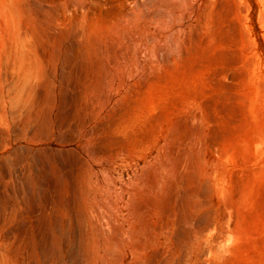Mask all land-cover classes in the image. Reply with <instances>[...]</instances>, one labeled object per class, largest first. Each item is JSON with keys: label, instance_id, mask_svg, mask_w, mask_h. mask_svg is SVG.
<instances>
[{"label": "rangeland", "instance_id": "obj_1", "mask_svg": "<svg viewBox=\"0 0 264 264\" xmlns=\"http://www.w3.org/2000/svg\"><path fill=\"white\" fill-rule=\"evenodd\" d=\"M0 1V264H264V0Z\"/></svg>", "mask_w": 264, "mask_h": 264}, {"label": "bare ground", "instance_id": "obj_2", "mask_svg": "<svg viewBox=\"0 0 264 264\" xmlns=\"http://www.w3.org/2000/svg\"><path fill=\"white\" fill-rule=\"evenodd\" d=\"M15 1V0H14ZM16 1H18V0H16ZM1 2V1H0ZM5 2H6V0H5ZM12 2V1H11ZM11 2H10V4H11ZM8 3V2H7ZM13 3V2H12ZM15 3H18V2H14L13 4H9L10 6H7L6 4H3V7H1L0 8V11H2L3 13H5V15L7 16H9V21H11V23L13 22V24H12V26L13 25H15V28L14 27H12L11 25V27H9V28H13L12 30H8V29H6L5 31H6V34H9V35H7V37L8 38H10L9 36H11V37H13V40H14V42L12 43L13 45L11 46L10 45V42L7 44H3V48H4V50H5V53H6V51H7V55H8V57H10V58H12L13 59V61H14V63H16V64H21V63H24L25 62V60H24V49H25V41H24V37H23V35H22V33L21 32H23L22 31V29H24V28H22V27H20V25H19V27H18V25H17V21L20 19L19 18V16L21 15L22 16V13L20 14V10L19 9H21V8H17V7H19V6H17V7H15V6H13ZM0 4H2V3H0ZM21 5V4H20ZM25 9V8H24ZM24 12H25V10H23ZM22 12V11H21ZM23 12V14H25ZM2 15V14H1ZM3 17H5L6 18V16H4V14L2 15ZM7 16V17H8ZM5 18H3V19H5ZM19 18V19H18ZM22 18L24 19V17L22 16ZM22 19V20H23ZM24 21H25V19H24ZM1 22V21H0ZM4 22H5V20H4ZM7 22V21H6ZM20 23H22L21 21H19ZM25 23V22H24ZM1 24V23H0ZM3 24V23H2ZM8 24V22L6 23V25ZM6 25H4V26H6ZM9 26V25H8ZM24 26V25H23ZM22 28V29H18V28ZM1 28H3V26H0V29ZM6 28V27H5ZM4 28V29H5ZM4 29H2V30H4ZM1 30V31H2ZM4 32V31H3ZM0 33H2V32H0ZM4 34L5 33H3V37H4ZM6 38V37H5ZM7 41V40H6ZM5 41V42H6ZM4 42V41H3ZM12 42V41H11ZM1 48V47H0ZM0 51H1V49H0ZM2 53H3V51H2ZM2 53H1V55H2ZM4 55V54H3ZM1 57V56H0ZM8 59V58H7ZM10 60V59H9ZM6 61V60H5ZM4 61V62H5ZM12 61V62H13ZM0 62H2V59L0 60ZM6 63V62H5ZM8 63H11V61L10 62H8ZM18 66H15L14 67V69H16ZM17 88L19 89V91L21 90V88H22V84L20 83L18 86H17ZM21 93H23V91H20ZM18 94V93H17ZM20 94V93H19ZM21 97V96H20ZM12 100V99H11ZM26 101V100H25ZM25 103V102H24ZM19 104V103H18ZM19 106H17V108H18ZM186 182V181H185ZM162 187V186H161ZM153 189V188H152ZM113 204V203H112ZM113 210V209H112ZM92 213H93V211H92ZM97 214V213H96ZM93 215H94V213H93ZM182 215V214H181ZM111 216V215H110ZM111 219V218H110ZM105 221V220H104ZM100 222V221H99ZM104 225V224H103ZM93 226V225H92ZM98 226V225H97ZM88 227V226H87ZM104 227V226H103ZM106 228V227H105ZM126 231V230H125ZM107 232V231H106ZM105 232V233H106ZM127 232H128V230H127ZM140 234V233H139ZM127 236H129V235H127ZM126 236V237H127ZM133 236V235H132ZM198 237V236H197ZM140 238V237H139ZM193 238V237H192ZM200 238V237H199ZM125 239V238H124ZM133 239V238H132ZM137 240V239H136ZM142 240V239H141ZM143 242V241H142ZM194 242V241H193ZM130 243V242H129ZM136 243V242H135ZM145 244V243H144ZM147 245V244H146ZM190 246V245H189ZM117 249V248H116ZM147 249V248H146ZM149 249V248H148ZM107 251V250H106ZM99 252V251H98ZM146 252V251H145ZM101 254V253H100ZM114 256V255H113ZM86 260V259H85ZM142 261V260H141ZM147 261V260H146ZM143 263V262H142Z\"/></svg>", "mask_w": 264, "mask_h": 264}]
</instances>
